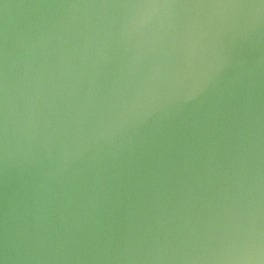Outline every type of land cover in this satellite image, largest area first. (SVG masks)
I'll return each mask as SVG.
<instances>
[{"label":"water","instance_id":"water-1","mask_svg":"<svg viewBox=\"0 0 264 264\" xmlns=\"http://www.w3.org/2000/svg\"><path fill=\"white\" fill-rule=\"evenodd\" d=\"M0 264H264V0H0Z\"/></svg>","mask_w":264,"mask_h":264}]
</instances>
